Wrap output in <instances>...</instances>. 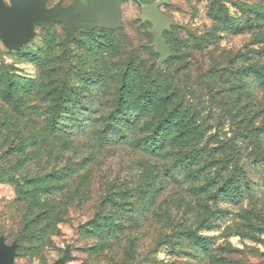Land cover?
Here are the masks:
<instances>
[{
  "label": "rangeland",
  "instance_id": "374dc122",
  "mask_svg": "<svg viewBox=\"0 0 264 264\" xmlns=\"http://www.w3.org/2000/svg\"><path fill=\"white\" fill-rule=\"evenodd\" d=\"M162 5L165 61L129 2L118 28L78 27L67 48L58 20L34 24L18 51L0 40V242L12 264H264V0ZM218 146L240 158L222 173L239 177L233 197L201 190L215 166L185 176L187 158ZM173 162L187 166L174 178Z\"/></svg>",
  "mask_w": 264,
  "mask_h": 264
},
{
  "label": "water",
  "instance_id": "95a60500",
  "mask_svg": "<svg viewBox=\"0 0 264 264\" xmlns=\"http://www.w3.org/2000/svg\"><path fill=\"white\" fill-rule=\"evenodd\" d=\"M155 0L146 2L151 4L142 10L140 20L151 24L150 34L153 41L150 47L165 61L171 55L170 47L163 37L164 31H170L172 20L160 13L154 4ZM46 0H11V6H6L0 0V40L6 48L18 51L33 35V25L38 24L48 28L54 21L66 23L65 48L75 37V30L82 27L94 30L97 27L116 29L120 26L118 0H87L85 7L74 6L79 10H64L56 8L46 10ZM14 247H6L0 242V264H12ZM68 255L59 259L55 264H66Z\"/></svg>",
  "mask_w": 264,
  "mask_h": 264
},
{
  "label": "trees",
  "instance_id": "16d2710c",
  "mask_svg": "<svg viewBox=\"0 0 264 264\" xmlns=\"http://www.w3.org/2000/svg\"><path fill=\"white\" fill-rule=\"evenodd\" d=\"M260 78H262L260 76ZM119 98L123 99L126 91L121 89L119 91ZM124 113V115H123ZM121 115L120 117L123 116V119H127V115L125 114V112H123V110H121V113L119 114ZM119 115L117 117H115V119H119ZM127 123H131L130 120H126ZM161 127H163L161 125ZM163 130V128H162ZM191 134V133H188ZM261 134V133H260ZM255 136V139L253 142L256 148L260 147V142L261 140L259 139V134H253ZM183 138V137H182ZM179 136H174L173 138H171L170 140H168L169 142L171 141H179ZM162 144V143H161ZM160 144V145H161ZM219 149L218 151H220L219 153H212L210 156H203L200 154V156H193L192 158H187L189 159L187 162L188 166H192L193 168L187 172L188 174L185 176L186 177H191L192 180H200L201 177L199 176L201 172L204 171L205 168H209V167H216V172L212 175L211 178L208 179L207 177L206 181L204 182V186L202 187L201 190H204L206 192H209L213 195V197H217V195H223V196H235L237 194V187H238V179L239 177L235 176L234 174L230 177H222V173L228 171V169L232 168V170H241V166L239 165L240 163V158L238 157V155H227L225 154L224 151H222V146H218ZM163 150V145L160 148H155V150H151L150 152L153 153V156H159V154L161 153V151ZM183 160H177V162H182ZM203 163V164H201ZM181 166V164H180ZM165 175H169L170 177L174 178L176 176V171L177 170H182V172H185L187 169V166H183L182 168L179 167L176 163H166L165 164ZM195 167V168H194ZM201 187V186H200ZM217 187L216 193L214 191V188ZM31 226V224L29 223H25L23 226V230L27 231V228H29Z\"/></svg>",
  "mask_w": 264,
  "mask_h": 264
},
{
  "label": "flooded vegetation",
  "instance_id": "af4514ba",
  "mask_svg": "<svg viewBox=\"0 0 264 264\" xmlns=\"http://www.w3.org/2000/svg\"><path fill=\"white\" fill-rule=\"evenodd\" d=\"M150 1H152V0H118V2H119V13L120 12H122L121 11V6H122V4H124V3H132V4H134V5H136V7L137 8H139V12H140V14H141V12H142V10H144V9H146V8H148L151 4H148V3H146V2H150ZM155 3V5H156V7H157V9H158V11L160 12V13H162L166 18H170L171 20H172V18L171 17H169L168 15H166V13H165V10L162 8V4H169V0H155L154 1ZM83 4H87V0H83ZM139 18H140V16H139ZM142 21V20H141ZM142 22H147V23H149L148 21H142ZM150 24V23H149ZM151 25V24H150ZM172 25H173V21H172ZM171 25V26H172ZM171 26H170V28H171ZM171 30V29H170ZM165 32H168V31H164L163 32V37H164V33ZM165 39V38H164ZM166 41V40H165Z\"/></svg>",
  "mask_w": 264,
  "mask_h": 264
}]
</instances>
